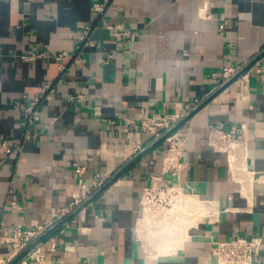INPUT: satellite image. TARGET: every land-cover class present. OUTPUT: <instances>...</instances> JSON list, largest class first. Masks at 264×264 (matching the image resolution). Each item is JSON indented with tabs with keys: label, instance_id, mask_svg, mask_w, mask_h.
<instances>
[{
	"label": "crops",
	"instance_id": "0c3cea01",
	"mask_svg": "<svg viewBox=\"0 0 264 264\" xmlns=\"http://www.w3.org/2000/svg\"><path fill=\"white\" fill-rule=\"evenodd\" d=\"M96 1L0 0V140L11 152L26 103L53 85L34 140L0 153V264L15 255L16 226L48 228L72 210L35 244L46 261L29 264H217L215 245L235 236L262 238L264 264V0H111L102 16ZM108 24L134 36L116 39ZM34 52L46 56L24 59ZM225 67L246 69L243 85H219ZM186 107L175 173L165 132L141 124ZM154 178L183 190L166 230L141 216Z\"/></svg>",
	"mask_w": 264,
	"mask_h": 264
},
{
	"label": "built area",
	"instance_id": "2783aa9c",
	"mask_svg": "<svg viewBox=\"0 0 264 264\" xmlns=\"http://www.w3.org/2000/svg\"><path fill=\"white\" fill-rule=\"evenodd\" d=\"M110 2L111 0H97L93 5V11L98 16H102ZM227 25L228 22H224L220 26V30H225ZM106 29L112 33L114 38L122 41H128L134 36L133 32L121 30L119 26L114 24H108ZM92 31L93 27L89 26L79 32V39L83 46L89 47L93 44ZM116 50L117 49L111 51L106 62H110ZM45 56L43 52H34L23 57L27 61H36ZM71 57L72 55L66 51L55 56V60L60 63L62 71L66 70L65 62ZM239 72H241V70L237 68L225 67L221 72L213 73V78L221 85L231 80ZM243 74L244 72L236 78L241 85H243V80H241ZM52 86V83L47 84L38 95L26 103L22 116L21 135L18 139L15 151L11 152L9 143L0 140V153L11 157L14 153L22 152L25 144L34 140L33 126L41 120L40 106L42 102L48 98V94L52 91ZM84 100V96L78 94L71 97L69 101L71 104H77ZM190 111V107H186L174 113L159 115L153 123L143 121L141 124V129L152 133L155 137H160L162 135L161 131L162 133L165 132L164 135H166V143L168 144L170 155L164 159V165L165 168L174 170L175 173L178 172L180 166H182L183 149L186 142L184 136L178 132L177 129L179 124L188 117ZM131 124H133V122H131ZM234 131L235 130H233V133ZM219 132L220 130L218 128L212 130L213 134H218ZM220 135L221 138L227 140L232 138V134H224L222 132ZM139 149L140 146L135 147V151ZM74 167L76 174L80 176L85 174L86 168L78 166L77 164H75ZM154 180L156 183L146 186L143 190L141 216L142 218L144 216L148 217L147 220H144L145 223L151 222L157 226L161 221H159V219L162 218L164 220L165 216L174 208L175 204L180 202L183 190L178 185L172 183L165 184L158 178H154ZM80 186L85 188L82 177L80 178ZM12 205L17 208L15 202H12ZM46 229V227L39 226L36 230H27L21 226H16L12 236L15 255L19 253L26 244ZM262 246L263 239L260 237L248 238L235 236L230 241L218 242L213 249V255L216 258L217 264H254V260L259 256ZM41 250L40 245H34V247L21 258L22 264H29L30 261H37L38 263L46 261L47 257H45Z\"/></svg>",
	"mask_w": 264,
	"mask_h": 264
},
{
	"label": "water",
	"instance_id": "95a60500",
	"mask_svg": "<svg viewBox=\"0 0 264 264\" xmlns=\"http://www.w3.org/2000/svg\"><path fill=\"white\" fill-rule=\"evenodd\" d=\"M246 69L241 70V72H239L236 76H234L231 80H229L228 82H226L224 84V87L230 85L232 82H234L236 80V78H238L243 72H245ZM190 115V114H189ZM188 115V116H189ZM166 136V135H165ZM162 137L160 140H162ZM76 210H72L70 212H68V214H66L65 216H63L62 218H60L59 220H57L56 222H54L51 226H49L45 231H43L42 233H40L38 236H36L34 239H32L28 244H26L24 246V248L17 253L9 262H7L6 264H15L19 259H21L35 244H37L40 240H42L44 237H46L56 226L60 225L61 223H63L67 218H69Z\"/></svg>",
	"mask_w": 264,
	"mask_h": 264
},
{
	"label": "bare ground",
	"instance_id": "6f19581e",
	"mask_svg": "<svg viewBox=\"0 0 264 264\" xmlns=\"http://www.w3.org/2000/svg\"><path fill=\"white\" fill-rule=\"evenodd\" d=\"M176 206H177V203L175 204V206H174V208L173 209H171V214L173 213V212H176ZM186 213V212H185ZM189 213V212H188ZM170 215V214H169ZM187 215V214H186ZM168 216V214L165 216V218ZM147 216H144L143 217V220H147ZM172 218V217H171ZM142 220V219H141ZM140 220V221H141ZM186 221V220H185ZM188 222V221H187ZM149 223H151V222H149ZM161 232V231H160ZM157 233V232H156ZM165 233H167V235L169 234L168 232H165ZM174 233V231H171V234H173ZM175 234V233H174ZM163 236H164V233H163ZM172 236V235H171ZM158 237V236H157ZM161 237V236H160Z\"/></svg>",
	"mask_w": 264,
	"mask_h": 264
},
{
	"label": "rangeland",
	"instance_id": "374dc122",
	"mask_svg": "<svg viewBox=\"0 0 264 264\" xmlns=\"http://www.w3.org/2000/svg\"><path fill=\"white\" fill-rule=\"evenodd\" d=\"M169 214H171V212H169L168 215H169ZM160 220H161V221H160ZM159 221H160V224L162 225V227H164V229L166 230V229H167V225H166L165 220H163L162 218H160ZM159 221H158V222H159ZM159 232H160V231L158 230V233H159ZM178 237H179V236H178Z\"/></svg>",
	"mask_w": 264,
	"mask_h": 264
}]
</instances>
